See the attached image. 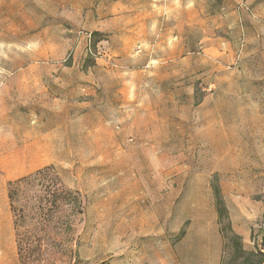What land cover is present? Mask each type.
<instances>
[{"label": "rangeland", "instance_id": "1", "mask_svg": "<svg viewBox=\"0 0 264 264\" xmlns=\"http://www.w3.org/2000/svg\"><path fill=\"white\" fill-rule=\"evenodd\" d=\"M0 180V264H176L212 184L264 258V0H0Z\"/></svg>", "mask_w": 264, "mask_h": 264}, {"label": "crops", "instance_id": "2", "mask_svg": "<svg viewBox=\"0 0 264 264\" xmlns=\"http://www.w3.org/2000/svg\"><path fill=\"white\" fill-rule=\"evenodd\" d=\"M199 200L204 203V209L202 207L197 212L195 228H190L176 241L172 255L176 264H222L224 238L219 224L215 196L209 198L205 191ZM208 232L212 236L211 243L205 242ZM191 241L198 243L196 251L188 248V243Z\"/></svg>", "mask_w": 264, "mask_h": 264}, {"label": "trees", "instance_id": "3", "mask_svg": "<svg viewBox=\"0 0 264 264\" xmlns=\"http://www.w3.org/2000/svg\"><path fill=\"white\" fill-rule=\"evenodd\" d=\"M38 174H39V172H38ZM33 178H34V176L33 177L24 178V179L18 180L16 182L10 183V194H9V197H10V200L12 201V206L14 204L15 191L17 189H19L20 187H22V186L30 184L33 181ZM212 189H213V193H214V196H215V199H216V209H217V213H218V216H219L220 223H221V221L223 219L229 220L228 209L226 208L225 203H224L223 199L221 198V191H220L219 186L217 184H212ZM61 192L62 193H66L67 196H70V193H68L66 191H64V192L61 191ZM39 210H40V212H42V208L41 207H39ZM228 229H229V231H231L233 233V235L235 237H237V235L234 234L231 225H229ZM249 264H264V258H262V259H260L259 261H256V262H252V263L250 262Z\"/></svg>", "mask_w": 264, "mask_h": 264}]
</instances>
